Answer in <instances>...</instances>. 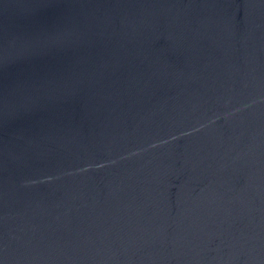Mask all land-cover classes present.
I'll return each instance as SVG.
<instances>
[{"label":"water","instance_id":"1","mask_svg":"<svg viewBox=\"0 0 264 264\" xmlns=\"http://www.w3.org/2000/svg\"><path fill=\"white\" fill-rule=\"evenodd\" d=\"M0 264H264V0H0Z\"/></svg>","mask_w":264,"mask_h":264}]
</instances>
